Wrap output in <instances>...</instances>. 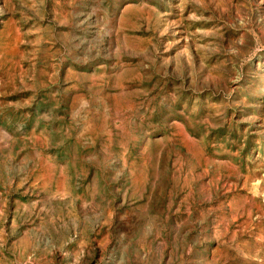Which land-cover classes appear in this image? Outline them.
Returning <instances> with one entry per match:
<instances>
[{
	"label": "rangeland",
	"instance_id": "rangeland-1",
	"mask_svg": "<svg viewBox=\"0 0 264 264\" xmlns=\"http://www.w3.org/2000/svg\"><path fill=\"white\" fill-rule=\"evenodd\" d=\"M263 89L264 0H0V264H264Z\"/></svg>",
	"mask_w": 264,
	"mask_h": 264
},
{
	"label": "bare ground",
	"instance_id": "bare-ground-1",
	"mask_svg": "<svg viewBox=\"0 0 264 264\" xmlns=\"http://www.w3.org/2000/svg\"><path fill=\"white\" fill-rule=\"evenodd\" d=\"M262 93H263V97H264V89H263V91H262ZM107 108V107H106ZM180 113V112H179ZM93 115V114H92ZM85 123V122H84ZM103 123V122H102ZM89 125H90V123H89ZM108 127V126H107ZM93 130V129H92ZM101 130V129H100ZM104 130V129H103ZM85 131V130H84ZM94 131V130H93ZM97 131V130H96ZM86 133V132H85ZM92 133V132H91ZM90 136H93V135H90ZM96 138V137H95ZM94 139V138H93ZM256 151V150H255ZM82 207V206H81Z\"/></svg>",
	"mask_w": 264,
	"mask_h": 264
}]
</instances>
